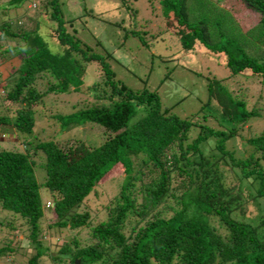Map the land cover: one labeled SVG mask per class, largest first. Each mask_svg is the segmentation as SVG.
Wrapping results in <instances>:
<instances>
[{
  "label": "trees",
  "instance_id": "trees-1",
  "mask_svg": "<svg viewBox=\"0 0 264 264\" xmlns=\"http://www.w3.org/2000/svg\"><path fill=\"white\" fill-rule=\"evenodd\" d=\"M39 1L40 14L20 15L31 21L28 27L0 15V125L10 136H27L35 116L45 112L47 94L77 91L98 102L72 104L52 117L61 129L84 127L93 137L0 149V262L12 264L6 257L16 253L15 229L23 228L35 251L26 264H41L50 245L54 264H264V131H247L251 120L264 117V0L234 1L240 17L253 19L247 31L256 29L253 46H262L252 53L218 17L212 0H144L150 11L157 6L156 29L146 19L135 21L124 36L152 47L166 33L181 51L199 44L226 68V76L206 78L205 102L184 116L160 105L155 90L133 91L116 80L107 54L66 31L72 20L63 19L60 0ZM114 1L126 9L127 0ZM43 26L60 47L57 53L42 39ZM89 64L97 72L94 81L84 79ZM237 77L248 84L233 90L225 80ZM252 79L260 89L249 103ZM207 118L219 128L199 123ZM36 153L43 160L41 182L33 168ZM115 177L120 181L101 207L103 218L90 217L88 202ZM42 225L54 242L44 245Z\"/></svg>",
  "mask_w": 264,
  "mask_h": 264
},
{
  "label": "rangeland",
  "instance_id": "rangeland-1",
  "mask_svg": "<svg viewBox=\"0 0 264 264\" xmlns=\"http://www.w3.org/2000/svg\"><path fill=\"white\" fill-rule=\"evenodd\" d=\"M8 1L0 0V15L7 13L6 15L9 18L11 17L13 21L16 19L19 20L22 12H26L27 15L32 17L36 13H41L42 2L39 0H33L30 4L17 5L19 6L18 8H13L7 4ZM234 1L212 0V3L215 11L220 14L218 17L228 21V27L235 35L239 36L240 41L245 44L247 51L251 53L255 52L262 45L255 41L256 45L253 46L252 42L257 37V32L255 34L256 29L247 31V27L253 24V19L247 13L240 17L238 11L241 5ZM60 2V12L63 19L72 20L70 28L74 32H71L72 30L69 27H67L66 31L72 33L82 45L88 46L95 53L107 54L108 65L116 80L133 91H140L142 89L148 91L155 90L160 105L170 107L171 111L178 116H184L194 112L205 102L206 78H221L227 74L226 68L218 55L208 52L199 44H195L192 51L185 52L181 51L173 38L166 33L160 37L163 39L162 41H156L158 38H155L152 47L140 44L133 36H124L132 30L131 23L135 21L142 22V20L146 19L149 21L147 27L151 28L152 32L156 29L159 22L157 6H154V10L150 11V7L148 4L146 5L144 0H127V12H125L126 9L122 10L123 7L118 1L114 0H60ZM127 14L131 15L129 20L127 19ZM133 15L135 16L134 18ZM1 18H4V16H0V21ZM19 22L25 27H28L31 21L20 19ZM47 30L46 27H41V37L49 51L51 53H57L60 47L50 38ZM160 38L159 40H161ZM86 72L85 80L91 78L94 81L97 79V72L93 70L92 64L87 65ZM242 80L243 82L240 77L235 79L230 78L226 79L225 83L232 89L233 87L239 88L248 84L244 83L243 78ZM250 82L256 83L249 84V93L247 96L251 97L249 103H252L255 98L254 94L260 89V85H258V79H252ZM81 88L83 89L84 86H81ZM261 89V94L264 98V84ZM1 90L2 84L0 85V94L2 95ZM38 91H41L40 87ZM46 97L47 100L44 105L45 112L44 114H38L37 117L35 116L34 125L29 135L21 137V135L19 136V134L14 133L10 136L7 128L0 125V149L23 151L26 142L32 145L42 140L62 141L86 137L92 140V134L85 136L84 127L64 130L59 127L58 123L52 117L55 113H63L69 105L78 104L83 106L84 104L94 102L95 100L90 95L70 91L60 95L47 94ZM260 103H262L264 108V99ZM4 108L5 103L0 99V111ZM196 116L199 117L198 114ZM199 123L212 126L216 129L219 128L209 118L205 121L199 119ZM250 123L251 126L247 130L248 136H255L260 134L261 131H264V117L261 119H253ZM230 142L232 143V147L240 149V141L233 139ZM230 142H228V145H230ZM32 157L36 179L41 182L44 179V172L41 167L43 163L42 156L40 153H36ZM119 181V177H115L99 185L98 191L92 196L95 200L90 201V203L88 202V204L86 202L89 205L87 209L90 208L88 211L90 217L96 215V219L103 218L105 210L101 209V207L105 206L108 198L116 191ZM42 199L45 198L42 197ZM94 207L98 208H96L97 211L95 213L93 210ZM250 209H254L252 204L250 205ZM80 210L84 209L81 208ZM45 222H48L47 218ZM43 227L44 233L42 240L44 245H47L51 241L54 242L55 236L48 235L45 229L46 226L44 225ZM15 230H17L15 232V240L18 241L15 248L16 253L11 258H6H9L8 261L12 262V264H26V260L35 253L34 246L28 243L25 229L19 228V230ZM73 233H68V236L70 234L73 235ZM74 234L79 238L83 235V230L77 231ZM58 238L61 240L60 237ZM56 254V249L50 245L48 256H43L40 263L54 264L51 257H54ZM0 264L4 263L0 262Z\"/></svg>",
  "mask_w": 264,
  "mask_h": 264
},
{
  "label": "clouds",
  "instance_id": "clouds-1",
  "mask_svg": "<svg viewBox=\"0 0 264 264\" xmlns=\"http://www.w3.org/2000/svg\"><path fill=\"white\" fill-rule=\"evenodd\" d=\"M42 201H43V208L47 209L49 206V201H47V199H42ZM8 260H9V258H8Z\"/></svg>",
  "mask_w": 264,
  "mask_h": 264
},
{
  "label": "crops",
  "instance_id": "crops-1",
  "mask_svg": "<svg viewBox=\"0 0 264 264\" xmlns=\"http://www.w3.org/2000/svg\"><path fill=\"white\" fill-rule=\"evenodd\" d=\"M1 73H2V74H1V76H2V78H3V77H4V74H5V72L1 71Z\"/></svg>",
  "mask_w": 264,
  "mask_h": 264
},
{
  "label": "water",
  "instance_id": "water-1",
  "mask_svg": "<svg viewBox=\"0 0 264 264\" xmlns=\"http://www.w3.org/2000/svg\"><path fill=\"white\" fill-rule=\"evenodd\" d=\"M75 264H77V260H75Z\"/></svg>",
  "mask_w": 264,
  "mask_h": 264
}]
</instances>
